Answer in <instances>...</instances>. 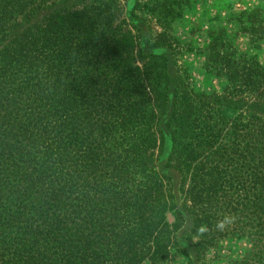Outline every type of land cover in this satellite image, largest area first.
<instances>
[{
  "label": "trees",
  "instance_id": "16d2710c",
  "mask_svg": "<svg viewBox=\"0 0 264 264\" xmlns=\"http://www.w3.org/2000/svg\"><path fill=\"white\" fill-rule=\"evenodd\" d=\"M119 1L0 0V264H264V63L210 32L197 92L188 2Z\"/></svg>",
  "mask_w": 264,
  "mask_h": 264
},
{
  "label": "rangeland",
  "instance_id": "374dc122",
  "mask_svg": "<svg viewBox=\"0 0 264 264\" xmlns=\"http://www.w3.org/2000/svg\"><path fill=\"white\" fill-rule=\"evenodd\" d=\"M183 1L188 3L182 2L183 10L172 24V34L182 50L176 57L177 65L185 72L195 91L220 93L226 86L224 78L211 75L204 69L210 32L223 30L225 36L242 53L256 54L258 60L264 63V0ZM119 2L122 3V0ZM249 247L245 238H226L214 252L209 253L206 264H227L229 260L241 256ZM173 264L185 262L178 259Z\"/></svg>",
  "mask_w": 264,
  "mask_h": 264
},
{
  "label": "clouds",
  "instance_id": "9594fccd",
  "mask_svg": "<svg viewBox=\"0 0 264 264\" xmlns=\"http://www.w3.org/2000/svg\"><path fill=\"white\" fill-rule=\"evenodd\" d=\"M234 219V217H225L223 221H220L218 226H222L225 222H231Z\"/></svg>",
  "mask_w": 264,
  "mask_h": 264
}]
</instances>
